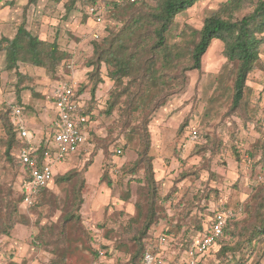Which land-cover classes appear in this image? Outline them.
I'll use <instances>...</instances> for the list:
<instances>
[{
    "label": "rangeland",
    "instance_id": "obj_1",
    "mask_svg": "<svg viewBox=\"0 0 264 264\" xmlns=\"http://www.w3.org/2000/svg\"><path fill=\"white\" fill-rule=\"evenodd\" d=\"M0 1V13L12 5L5 3V0ZM64 1L50 0L43 22L34 20L25 24L39 30L40 24L47 23L52 28L50 39L54 35L58 37L60 47L68 54L67 59L51 75L44 69L31 66L30 55H23L25 61L21 62L20 67L26 76L21 81L23 88L19 90L18 77L13 71L5 69L4 52L0 51V111L7 110V106L19 105L32 115L35 112L33 103L37 101L46 104L52 116L56 117L57 109L52 101L54 88L66 79H73L77 89L83 87L78 101L89 110L87 140L78 154L74 153L69 159L67 157L57 163L55 168L58 175L73 170L84 174L86 185L82 192L80 213L83 225L91 235L90 244L101 253L100 257L92 258L88 250L81 247L83 242L71 240V235L70 247L75 256L69 258V263L79 264L75 261L79 258L81 264H126L128 253L115 248V245L124 243L130 249L129 238L132 234L126 232L124 226L129 218H138L140 213L134 203L139 186L137 179L142 172L129 174L123 169V165L129 167L137 158L138 137L134 134L129 136V129L138 125L140 117H119L116 110L109 116L104 113L113 87L112 81L105 75L104 66L101 68L103 82L98 85L95 97L91 98L90 84L84 85L89 80L91 67L87 61L92 55L91 32L96 25L87 16L85 5L77 2L75 9L66 14ZM224 1L199 0L178 13L170 30V41H179L184 29L187 33L190 32L187 28L199 29L204 18ZM147 2L151 4L152 0ZM19 3L23 5L24 1L22 3L20 0ZM21 10L22 6L18 11ZM112 15H105L103 23L97 27L98 32L106 25L120 27ZM19 20L21 22L22 19ZM13 30L14 26L11 32ZM222 48V41L213 38L201 58V68L182 73L183 82L172 91H165L162 103L150 113V155L164 209V217L149 230L150 238H157L168 230L178 238L174 240L179 243L183 231H187L189 236L195 235L197 223L202 224L221 205L234 207L238 203L253 201V182L260 177L264 180L261 165L254 163L259 154L254 160L248 156L252 145L259 138L264 139V43L260 49L261 66L248 75L247 95L240 103L241 108L234 112L229 107L236 62L227 61ZM17 93L24 95L27 103L22 104L17 99ZM242 114L247 115L249 120L243 121ZM254 121L256 123L253 124ZM51 128L47 125L43 134H37V145L41 138L47 140ZM191 131L197 132L196 140L189 139ZM3 133L0 125V136ZM50 147H55L54 141H51ZM257 152L260 153L259 150ZM12 153L15 155L16 148ZM19 173L18 164L9 165L0 146V191L5 193L12 185L15 196L19 187ZM103 173L106 176L101 180ZM130 178L132 180L128 182ZM108 179L112 182L110 186L107 185ZM70 184L52 181L45 195V204L36 212L28 215L19 207L25 221L18 223L8 238L0 237V264H10L14 259L21 260L22 264L48 263L52 255L32 245V237L37 231V212H42L40 223L55 221L60 208L70 199ZM127 189L128 198L123 199ZM244 217L245 213L238 219ZM175 241L169 240L167 244L159 246L165 264H179V246ZM225 241L233 243L235 239L226 236ZM104 244L109 246L108 255L103 256L105 249L101 245ZM219 247V244L214 245L196 264H264V236L260 242H256L254 249H243L229 263L225 262V257L217 255ZM183 259L187 260V257Z\"/></svg>",
    "mask_w": 264,
    "mask_h": 264
},
{
    "label": "trees",
    "instance_id": "obj_2",
    "mask_svg": "<svg viewBox=\"0 0 264 264\" xmlns=\"http://www.w3.org/2000/svg\"><path fill=\"white\" fill-rule=\"evenodd\" d=\"M197 1L199 0H152L150 4L147 0L132 2L105 0L106 14L113 13L112 16L120 27L103 26L102 31L98 32V37H91L92 55L87 61L91 70L88 72V83L84 85L86 87L90 84L91 98L95 97L98 85L103 82L101 68L104 66L105 75L113 85L104 113L109 116L116 110L119 117L129 118L134 115L136 118L140 117L138 125L129 129V136L134 134L138 137L137 158L129 167L123 165L124 171L129 174L142 172L141 177L137 179L139 186L134 203L140 213L138 218H129L124 226L126 232L132 234L129 238L130 249L124 243L115 245V248L124 249L128 253L126 264H141L145 252H157L160 246L158 236L157 238L149 236V230L161 217H164V209L150 155L151 140L148 124L150 113L162 103L164 92L172 91L175 86L178 87L183 82L184 76L181 75L185 71L201 68V58L213 38L222 41V54L227 61L236 62L229 107L231 112L241 108L240 103L245 99L248 91V75L261 66L260 49L264 43V0H226L204 18L199 29L187 28L190 30L189 33L184 29L180 33L179 41H170V30L177 14L192 7ZM37 2L38 0H28L26 7L36 5ZM77 2L87 6L92 3V0H65L63 3L65 13L70 14ZM25 22L23 18L11 38L0 37V51L4 52L5 69L17 75L19 90L23 88L21 81L26 76L19 71V64L25 61L23 55H30L31 66L44 69L51 75L68 57V54L60 47L56 35L52 40L41 39L26 28ZM179 70L180 73H177ZM82 91L83 87L77 89L73 98L78 100ZM17 99L21 101L18 93ZM81 105L80 114L88 116L89 110L84 107V104L81 103ZM14 106H7V110L0 111V125L4 132L0 136V146L3 148L7 163L11 166L18 164L20 184L27 168L12 151L26 146L27 141L17 136L11 116ZM240 116L243 121L249 120L247 115ZM53 137L52 126L49 139L53 140ZM45 147L47 145H42L32 153L39 162L43 159ZM258 154L259 158L254 163L261 165L260 168L263 169L262 174H264L263 138H259L248 151V156L253 160ZM105 174H102L101 180L104 179ZM131 180L130 178L128 182ZM53 182L71 183L70 199L60 208V213L53 222L40 223L42 212L40 210L41 213L37 212L35 220L37 231L32 237V245L52 255L47 264H70L69 258L75 256L71 251V240L83 242L81 247L88 250L92 258H97L101 252L90 244L91 235L87 233L80 213L83 203L82 192L86 185L84 174L77 170L68 171L63 175L55 173ZM111 184L112 182L108 179L107 185ZM49 188V185L42 187L37 199L28 207L22 205L23 194L19 187L15 196L12 185H9L5 193L0 191V237L8 238L18 223H24L25 215L19 207L28 215L42 208ZM252 188L253 192L255 191L253 201L238 203L234 207L223 204L216 211H212L211 216L204 219L202 224L196 225L197 233L206 232L210 229L212 218L217 211L230 210L235 213L228 219L222 235L216 239L215 243L220 245L217 255L225 257L227 263L230 259H235L236 253L243 249H254L256 242H260L264 236V180L260 177L253 182ZM128 194L127 189L123 199H127ZM244 213L245 217L239 220L238 218ZM163 233L169 236L170 241L178 240L168 230ZM187 234V231H183L179 237V243L175 241V244L179 246L177 257L179 264H189L183 257L187 256V252L192 247L193 235ZM71 235L73 239L70 240ZM170 235H172L171 238ZM226 236L235 241L226 243ZM107 246L109 245H101L105 249L103 256L108 255ZM227 254L229 257H226ZM204 255L205 253L195 255V264ZM75 261L82 263L79 258ZM10 264L22 263L21 260L14 259Z\"/></svg>",
    "mask_w": 264,
    "mask_h": 264
},
{
    "label": "built area",
    "instance_id": "obj_3",
    "mask_svg": "<svg viewBox=\"0 0 264 264\" xmlns=\"http://www.w3.org/2000/svg\"><path fill=\"white\" fill-rule=\"evenodd\" d=\"M134 1V0H127ZM107 13L105 0H92L86 6V14L92 19L96 28L91 32L93 37H98L97 27L103 23ZM76 84L73 79H66L60 82L53 90L52 100L57 109V118L53 122L55 147H45L42 161L39 162L32 153L36 150L29 144L16 149V157L26 165V171L22 177L19 188L23 194L22 205L30 206L38 196L40 189L53 181L54 167L57 163L64 161L71 154L77 153L87 140L88 121L86 115L80 114L81 103L73 98L76 91ZM12 122L15 125L17 136L29 143L30 133L26 129L22 117V108L15 105L12 110ZM191 141L197 139V132L191 131ZM235 213L230 210L217 211L206 232L196 233L192 236V247L187 252V262L195 263V255L208 252L216 243V239L222 235L224 227L230 217ZM169 236L161 233L158 235L159 245L167 244ZM141 264H165L160 256V251L145 252Z\"/></svg>",
    "mask_w": 264,
    "mask_h": 264
},
{
    "label": "crops",
    "instance_id": "obj_4",
    "mask_svg": "<svg viewBox=\"0 0 264 264\" xmlns=\"http://www.w3.org/2000/svg\"><path fill=\"white\" fill-rule=\"evenodd\" d=\"M19 1L20 0H5V3L7 2L8 5L12 3V5L9 9L4 10V12L0 13V37L5 36V37L11 38L16 32L17 26L20 23L19 22L20 18L23 20V18L26 17L27 24L28 23L30 24L34 20H37V22H43L44 21L43 19L46 18V12L49 10L48 8H46V6L50 4V0H38L36 5H31L28 7H26V3L28 0H22V3L24 1L23 5H19L20 4ZM1 5H2V2L0 1V6ZM21 6H22V10L18 11ZM34 17H37V19H34ZM27 24H25L26 28L31 30L33 34L35 35L37 34L41 39H44V40L53 39V38L50 39L49 37L52 28L49 25H47V23L40 24L41 26L39 30L31 29V26L30 25L27 26ZM12 26H14L13 32H11ZM7 27L10 28V31L8 30ZM3 31H5V33ZM19 71L22 72L21 67L19 68ZM3 72L5 73V71ZM2 74L3 73H1V75ZM20 98H21L20 102L22 104L27 103L24 95H21ZM33 104H34L33 107L35 109V112L32 115H29L25 112L24 106H22L23 108L20 106L22 108V117L24 119L26 129L30 133L29 143L27 144H29L33 149H37L42 145L43 146L47 145L48 147H50L52 140L49 139V136L47 137V140H45L44 138H41L42 140L40 141V143L38 142V145L35 143V141H36L37 134L39 135L43 134V132L47 128V125H50L51 127L53 126V122L57 118V113H56V117H53L52 111H50L47 108L46 104H42L41 102H37V101ZM41 107H43L42 110H41ZM49 113H51V115H49ZM48 140L50 141L48 142ZM79 151L77 152V154L79 153ZM57 170L58 169L54 167V170H53L54 174L57 173Z\"/></svg>",
    "mask_w": 264,
    "mask_h": 264
}]
</instances>
